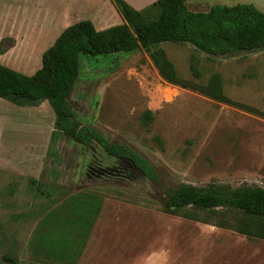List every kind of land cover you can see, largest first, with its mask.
<instances>
[{
  "label": "rangeland",
  "instance_id": "obj_1",
  "mask_svg": "<svg viewBox=\"0 0 264 264\" xmlns=\"http://www.w3.org/2000/svg\"><path fill=\"white\" fill-rule=\"evenodd\" d=\"M144 13L155 17L157 9ZM158 48L181 78L205 84L219 73L226 97L264 113V48L230 55L170 41ZM192 56L199 78L189 70ZM10 66L27 75L40 67ZM68 101L82 124L148 159L159 180H149L128 160L102 157L95 142L85 146L56 131L54 112L42 102L36 130L12 121L0 125V264H11L4 256L15 264H264V239L230 227L248 220L242 212L161 209L166 192L179 183L264 187V114L165 82L145 49L82 54ZM147 109L154 118L144 125ZM30 150L36 161L22 160ZM86 193L102 204L84 245L75 244L66 257L45 252L41 238L67 231L63 216L73 217Z\"/></svg>",
  "mask_w": 264,
  "mask_h": 264
},
{
  "label": "trees",
  "instance_id": "obj_2",
  "mask_svg": "<svg viewBox=\"0 0 264 264\" xmlns=\"http://www.w3.org/2000/svg\"><path fill=\"white\" fill-rule=\"evenodd\" d=\"M110 1L120 14L122 23L97 30L90 20L84 19L67 26L43 52L41 66L33 74L27 75L0 64V97L20 105H34L46 100L55 115L56 131L85 146L95 142L101 156L128 160L152 181H158L159 177L148 159L127 145L109 141L97 129L82 124L73 113L68 96L79 76L82 54L98 56L145 49L165 82L198 91L252 113L264 114L226 97L219 73L212 74L205 84L181 78L165 52L158 48L159 43L170 41L190 43L197 50L212 55L263 49L264 12L256 5L248 2L216 3L206 11H192L186 0H156L150 8L157 9V15L149 17L125 0ZM189 70L194 78L200 77L195 56L191 57ZM153 118L148 109L141 117L144 125L150 124ZM77 202L73 207L74 216H63L61 227L67 231L57 230L53 235L41 238L45 252L53 251L66 257L72 253L75 244L80 248L84 245L100 211L102 198L86 193ZM189 207L242 212L248 220L230 227L248 237L264 239V187H197L179 183L166 192L161 209L165 213L178 214ZM76 252L78 255L79 250ZM4 259L15 264V259L10 256H4Z\"/></svg>",
  "mask_w": 264,
  "mask_h": 264
},
{
  "label": "crops",
  "instance_id": "obj_3",
  "mask_svg": "<svg viewBox=\"0 0 264 264\" xmlns=\"http://www.w3.org/2000/svg\"><path fill=\"white\" fill-rule=\"evenodd\" d=\"M125 1L136 10L144 11L156 0ZM238 2L252 3L264 12V0H186V5L188 8L189 6L209 8L216 3L232 5ZM84 19L90 20L97 30L123 22L110 0H0V44L6 43L4 46L0 45V64L8 67L34 64L41 66L38 59L42 57L43 52L55 41L62 30ZM113 19L116 22L113 23ZM103 20L111 22L99 24ZM44 42L46 43L41 47ZM11 68L22 73L28 72V70H21L17 67ZM30 71L35 72V70ZM5 100L0 99L1 127L12 121L16 122L13 126L28 129L27 131H31L32 128L37 129L38 108L46 100L34 105H20ZM11 112L14 113L13 116L17 115L19 120L13 119L15 116L13 117ZM6 113L11 116H7ZM31 146L30 142L28 149ZM20 158L25 161H36L35 154H32L31 150L25 152L24 157L20 156Z\"/></svg>",
  "mask_w": 264,
  "mask_h": 264
},
{
  "label": "flooded vegetation",
  "instance_id": "obj_4",
  "mask_svg": "<svg viewBox=\"0 0 264 264\" xmlns=\"http://www.w3.org/2000/svg\"><path fill=\"white\" fill-rule=\"evenodd\" d=\"M135 166V165H134ZM136 167V166H135ZM137 168V167H136ZM138 169V168H137Z\"/></svg>",
  "mask_w": 264,
  "mask_h": 264
}]
</instances>
